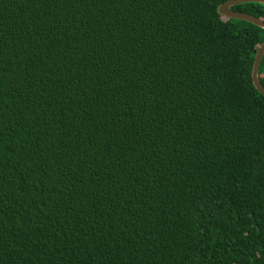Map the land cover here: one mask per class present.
Instances as JSON below:
<instances>
[{"label":"trees","instance_id":"1","mask_svg":"<svg viewBox=\"0 0 264 264\" xmlns=\"http://www.w3.org/2000/svg\"><path fill=\"white\" fill-rule=\"evenodd\" d=\"M223 1L0 0V264H264V28Z\"/></svg>","mask_w":264,"mask_h":264},{"label":"water","instance_id":"2","mask_svg":"<svg viewBox=\"0 0 264 264\" xmlns=\"http://www.w3.org/2000/svg\"><path fill=\"white\" fill-rule=\"evenodd\" d=\"M245 2H257L264 4V0H225L221 2L217 6V11L219 14L229 17V18H235L239 20H245L247 22H251L252 24L264 28V20L254 16L250 13L239 11V10H233L231 7L236 5V4H241ZM264 55V41L260 44V46L257 48L253 64H252V69H251V79L253 86L264 96V87L260 83L259 80V65L262 59V56Z\"/></svg>","mask_w":264,"mask_h":264}]
</instances>
